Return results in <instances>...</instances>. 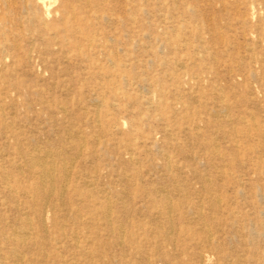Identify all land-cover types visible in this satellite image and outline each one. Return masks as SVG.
Here are the masks:
<instances>
[{
  "label": "rangeland",
  "instance_id": "rangeland-1",
  "mask_svg": "<svg viewBox=\"0 0 264 264\" xmlns=\"http://www.w3.org/2000/svg\"><path fill=\"white\" fill-rule=\"evenodd\" d=\"M66 2L0 0V264H264V0Z\"/></svg>",
  "mask_w": 264,
  "mask_h": 264
},
{
  "label": "bare ground",
  "instance_id": "bare-ground-1",
  "mask_svg": "<svg viewBox=\"0 0 264 264\" xmlns=\"http://www.w3.org/2000/svg\"><path fill=\"white\" fill-rule=\"evenodd\" d=\"M35 2H36V5H38V7L40 9L39 11L41 14V17L38 19V21L41 22L42 24L43 23L44 24L51 23V22L56 21V20H58V21L64 20L66 14H70V13L73 14L75 12V8H73L71 6L69 7V5L66 4L67 3L66 0H35ZM57 2H59V5L56 7L54 5L57 4ZM68 8H69V10H67ZM49 157H50V155H48V154H46L44 157H41V155H39V154L35 155L33 160L30 159V163L27 164V168L32 169L33 167L37 166L39 168L38 176L41 179L45 178L47 176H50L51 170L45 168V163ZM17 170H18V168H17ZM68 172L70 173L69 170H68ZM40 178H39V182L34 184L30 188V190H31V193L33 195L36 194L38 196V198L44 199V202L45 201L47 202L49 199V196H50V190L45 189L46 181H43ZM46 207L47 206L44 205V207H42V209H40L39 213L41 215L44 213V209ZM47 211L49 212L51 210L46 208L45 212H47ZM100 221L101 222L99 224H101V226H102L101 229L104 231V234H103L104 236L110 238L113 243H115V241L121 240V238H122L121 225L118 228H113V225H112V222L110 221V219H100ZM40 225H41V223H40ZM86 226H89V225H85L83 223L82 224L77 223L76 229L73 233L67 232V234H63L61 236L62 238H69L72 241L77 242V244H75L74 248H76V251L78 252V254H80V253L82 254L83 246L78 245L80 243L78 240H79V238L80 239L82 238L81 237V233H82L81 231ZM19 232L16 229H14L9 233V239H8L9 245L11 244V245L15 246V245H18V244H21L24 242L26 237H23V234L19 233ZM18 238H19V240H17ZM88 238H90V237L88 236ZM88 238H85V239L82 238V239L87 240ZM111 245H112V243H111ZM1 249H2V247L0 246V251H1ZM8 253H9V250H6L5 254L7 255ZM19 254H20V252H19ZM206 258H207V260H210V255L206 256Z\"/></svg>",
  "mask_w": 264,
  "mask_h": 264
}]
</instances>
